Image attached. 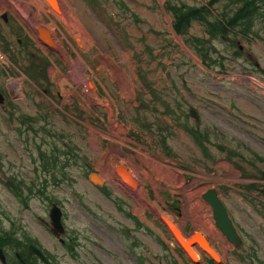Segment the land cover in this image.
Segmentation results:
<instances>
[{
	"label": "rangeland",
	"instance_id": "obj_1",
	"mask_svg": "<svg viewBox=\"0 0 264 264\" xmlns=\"http://www.w3.org/2000/svg\"><path fill=\"white\" fill-rule=\"evenodd\" d=\"M13 1L0 0V12L17 26L26 12L36 26L45 21L60 50L24 29L28 40L7 46L0 19V246L10 264L30 244L46 256L35 252L29 264H192L158 220L165 212L185 232L206 234L222 264H264V162L251 163L250 150L264 154V85L251 77L264 82V0H62L87 27V48L33 0ZM168 1L201 9L181 18L186 34L174 29ZM17 4L21 22L10 11ZM254 7L262 14L243 36L229 20ZM187 123L200 128L199 146ZM67 136L77 140L63 145ZM119 159L139 182L127 193L113 172ZM95 172L103 183L90 179ZM212 187L242 237L237 247L203 198ZM202 255L199 264H213Z\"/></svg>",
	"mask_w": 264,
	"mask_h": 264
},
{
	"label": "bare ground",
	"instance_id": "obj_2",
	"mask_svg": "<svg viewBox=\"0 0 264 264\" xmlns=\"http://www.w3.org/2000/svg\"><path fill=\"white\" fill-rule=\"evenodd\" d=\"M15 1V0H14ZM13 1V2H14ZM35 4H37V6L39 8L44 7L45 11L49 14H52L53 17H57L60 19V21L64 22L67 26V28L69 29V31L71 32V34L73 35V37L77 40V42L79 43L80 46H82L83 48H87L91 43L93 44L94 41H92V38L90 37V33L87 30L85 24L83 23V20L81 19L80 14H78V12L72 8L70 6V4L68 2H66V4L62 3L61 0H51L52 2V6L54 9H52L50 3L47 0H33ZM22 5V4H21ZM21 5L17 4V9L22 8ZM9 9V7L7 8ZM6 10V9H5ZM38 14H35L34 17H37ZM40 16V15H39ZM38 18V17H37ZM35 19V18H34ZM56 22V21H55ZM50 26H52V23H50ZM55 26V25H54ZM60 26V25H59ZM49 28V27H48ZM51 28V27H50ZM54 28V27H53ZM52 29V28H51ZM63 30V29H62ZM53 32V30H52ZM50 33V32H49ZM51 34V33H50ZM54 34V33H53ZM52 35V34H51ZM56 34H54V37L56 38V40L59 41V39L55 36ZM68 35V34H67ZM55 39H51V38H47V42L48 44L53 47L56 48L57 43L54 41ZM91 47V46H90ZM89 49V48H88ZM70 58V57H69ZM75 60V59H74ZM86 64V63H85ZM84 64V65H85ZM79 65V64H78ZM87 67V66H86ZM76 69V68H75ZM79 69V68H78ZM77 69V70H78ZM82 69V68H80ZM76 71V70H75ZM74 71V73H75ZM81 71V70H79ZM93 71V70H92ZM84 72V71H83ZM82 72V73H83ZM62 74V73H61ZM60 74V75H61ZM85 74V73H84ZM86 75V74H85ZM80 76V75H79ZM84 76V75H82ZM73 77V76H72ZM252 77V76H251ZM74 78V77H73ZM84 78V77H83ZM87 78V77H86ZM253 78V77H252ZM90 79V78H89ZM65 80V79H64ZM69 80V79H68ZM78 83V82H77ZM80 83V82H79ZM61 85H64V81L60 82ZM72 84V83H71ZM94 88V87H93ZM70 86H67L66 90H69ZM71 91V90H70ZM69 92V91H68ZM132 173V172H131ZM133 174V173H132ZM136 178V177H135ZM137 180V178H136ZM137 184V182H136ZM211 195H209L210 197ZM208 197V198H209ZM209 201V200H208ZM166 213H161L160 215H165ZM169 215V214H168ZM171 216V215H170ZM165 217H168L167 215H165ZM173 218V217H172ZM171 218V219H172ZM170 225L172 226V228L174 227V224L170 223ZM179 225V224H178ZM180 226V225H179ZM178 226V227H179ZM180 229V228H179ZM182 235V234H181ZM183 237V236H182ZM203 235H199L197 236V239H199L200 241L202 240ZM184 238V237H183ZM185 239V238H184ZM196 239V238H193ZM207 240V239H205ZM183 241V240H182ZM202 242V241H201ZM204 243V242H202ZM206 245V248L213 249L212 246L210 245V243L208 242L207 244L204 243ZM189 252L192 254V258L195 260L200 259L201 253L200 251H195L194 247L191 246L189 247ZM218 259H221L220 256H218Z\"/></svg>",
	"mask_w": 264,
	"mask_h": 264
},
{
	"label": "water",
	"instance_id": "obj_3",
	"mask_svg": "<svg viewBox=\"0 0 264 264\" xmlns=\"http://www.w3.org/2000/svg\"><path fill=\"white\" fill-rule=\"evenodd\" d=\"M194 114V113H193ZM209 195H211L209 197ZM204 197L206 199L209 200V202H211L213 208H214V212H215V217L217 220L218 225L220 226V228L223 230V232L227 235V237L238 243L239 239L237 238V236L235 235V231L233 228V225L231 223L230 218L227 216L225 208L223 206V204L221 203V201L219 200V198L217 197L216 191L214 189H211L210 191H208V193H206L204 195ZM209 197V198H208ZM53 216V220L55 222V226H60V216H59V211L55 210L52 214ZM171 222V221H170ZM170 222H168L167 219V225H170ZM174 224V223H173ZM175 226V225H174ZM171 229L173 230V235L176 237L177 241L182 245V247L187 251V253L191 256L192 254L189 252V247H191L194 244L199 245V247H201L202 249L206 250L208 253H210L213 257L217 258L215 254H217L215 252L214 249H208L206 248V245L204 243H208V240H205L206 237L200 232V231H195L192 235L189 236V238H185L183 235H181V231L177 228V226H175V228L172 226H170ZM199 235H203L202 237V243L199 239H197V236ZM185 238H183V237ZM196 238V239H193ZM183 240V241H182ZM37 251V250H36ZM38 253H40L39 251H37ZM0 258L2 259L3 262H5V256L3 254V250L0 249Z\"/></svg>",
	"mask_w": 264,
	"mask_h": 264
},
{
	"label": "trees",
	"instance_id": "obj_4",
	"mask_svg": "<svg viewBox=\"0 0 264 264\" xmlns=\"http://www.w3.org/2000/svg\"><path fill=\"white\" fill-rule=\"evenodd\" d=\"M238 16H239V14L235 15L234 20H237ZM239 19L240 18H238V22H239Z\"/></svg>",
	"mask_w": 264,
	"mask_h": 264
}]
</instances>
